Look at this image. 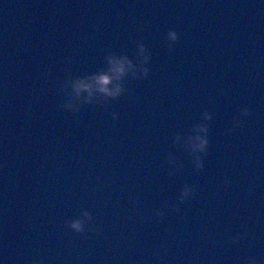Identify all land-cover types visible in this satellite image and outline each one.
Returning <instances> with one entry per match:
<instances>
[{
	"label": "water",
	"instance_id": "1",
	"mask_svg": "<svg viewBox=\"0 0 264 264\" xmlns=\"http://www.w3.org/2000/svg\"><path fill=\"white\" fill-rule=\"evenodd\" d=\"M0 260L264 264V0H0Z\"/></svg>",
	"mask_w": 264,
	"mask_h": 264
},
{
	"label": "clouds",
	"instance_id": "2",
	"mask_svg": "<svg viewBox=\"0 0 264 264\" xmlns=\"http://www.w3.org/2000/svg\"><path fill=\"white\" fill-rule=\"evenodd\" d=\"M167 38L169 40L175 39V33L172 31H169L167 33ZM139 50L141 55H143V47L139 46ZM144 61H147V57H144ZM107 63H108V69L106 72H98L94 74L91 77L82 78V79H76L71 82L70 86L72 88V91L79 96L81 92H85L87 95L85 96V102H88L89 98L92 96V88L93 85L96 86V91L99 93H102L106 97H116L121 92V87L119 83L112 84L113 80L119 81L122 76L125 75L126 72H131L135 74V67L127 59L125 56H115L110 55L107 57ZM140 74L141 76L145 75L147 73V68L143 67L141 64L140 66ZM112 84V87L109 88L108 86ZM205 120H207L209 117L207 114H205ZM206 131V126L200 125L194 128V132L196 133H204ZM192 141L190 147L194 152L196 151H203L206 146V139L203 135H195L190 138ZM197 168L200 167L199 158L197 157L196 161ZM188 192V188L185 187V189L181 193V198ZM87 213H84V216L87 217ZM73 230L75 231H81L82 230V222L80 220H74L69 225ZM0 264H4L3 260H0Z\"/></svg>",
	"mask_w": 264,
	"mask_h": 264
}]
</instances>
